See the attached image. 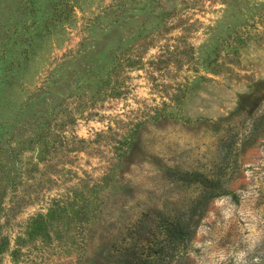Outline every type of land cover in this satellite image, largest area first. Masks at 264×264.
<instances>
[{
  "label": "rangeland",
  "instance_id": "obj_1",
  "mask_svg": "<svg viewBox=\"0 0 264 264\" xmlns=\"http://www.w3.org/2000/svg\"><path fill=\"white\" fill-rule=\"evenodd\" d=\"M230 143L173 264H264V0H0V264H111Z\"/></svg>",
  "mask_w": 264,
  "mask_h": 264
},
{
  "label": "trees",
  "instance_id": "obj_2",
  "mask_svg": "<svg viewBox=\"0 0 264 264\" xmlns=\"http://www.w3.org/2000/svg\"><path fill=\"white\" fill-rule=\"evenodd\" d=\"M231 147V143L223 146L222 150L225 154L221 158V163L214 165L215 174L212 175H206L203 171L198 170L167 167L166 173L170 176L172 182L186 188L192 187L195 190L194 197L189 201L186 209L175 215L159 210L155 216L143 213L133 223H127L124 231L129 233L130 236L115 241L113 253L109 252L110 263L173 264V262H176L180 250L184 248L192 236L208 201L226 194V189L222 186V176L224 171L229 168L226 157L229 155ZM61 209L58 204L53 205L52 208L49 207L45 216L47 217L46 221L53 220L55 214L59 216V213H62ZM2 210L0 209V212ZM152 221L155 223V229L162 236L158 241L156 239L148 240L150 235L148 227ZM43 223L42 215H37L26 222L24 228L27 229V225L41 227ZM3 227L5 226L0 223V254L5 251L9 244L8 236L1 233ZM16 241L22 240L17 237ZM15 245L17 246V244ZM15 252V249L12 250V254H15Z\"/></svg>",
  "mask_w": 264,
  "mask_h": 264
}]
</instances>
